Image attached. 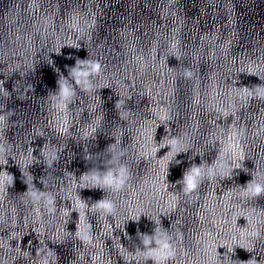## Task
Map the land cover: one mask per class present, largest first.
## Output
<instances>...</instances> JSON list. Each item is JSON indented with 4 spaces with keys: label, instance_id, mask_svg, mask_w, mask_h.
<instances>
[{
    "label": "clouds",
    "instance_id": "9594fccd",
    "mask_svg": "<svg viewBox=\"0 0 264 264\" xmlns=\"http://www.w3.org/2000/svg\"><path fill=\"white\" fill-rule=\"evenodd\" d=\"M78 64L83 65V68H73L70 72V76L74 78V81L76 84H82L85 88V90H90V80L89 77L91 75H99L102 72V65L99 61H78ZM188 75H191L188 73ZM57 84L59 86V95L62 98V100H67L72 95H74V89L69 84L64 83L61 84L59 81H57ZM259 88H264V85L257 86ZM58 108H63L65 105L63 103L59 104L57 106ZM5 114H0V123H2L5 120ZM175 141H172V143L167 144L166 146L170 147L169 152L172 151L173 144ZM178 154V153H177ZM6 165V162H5ZM219 167L222 169L224 167V162L221 160L219 162ZM210 174L215 175V170L210 169ZM230 175V170L227 173ZM124 175V171L122 170L121 176ZM201 175V168L200 166L193 165V167L184 173L183 181L184 184V193L185 194H191L195 192L199 187V180L198 177ZM108 183H112L111 176L107 178ZM121 183H123V180H121ZM12 184V177L11 174L7 173V171H0V186L3 187H10ZM245 191L250 192L252 196H259L261 194H264V183L258 182L255 180V178L252 181L248 182V185L245 186ZM102 207L106 209H111V205L109 204H102ZM85 241H87L89 238L87 235H84L82 237ZM151 241L148 238H145L143 243L145 245H148ZM159 244V248L154 249L148 253V257L153 260L154 264H168L170 260H174L176 257V248L167 240V238H161L157 241ZM243 264H259V262L256 260L255 256H253L251 259H249L246 262H243Z\"/></svg>",
    "mask_w": 264,
    "mask_h": 264
}]
</instances>
